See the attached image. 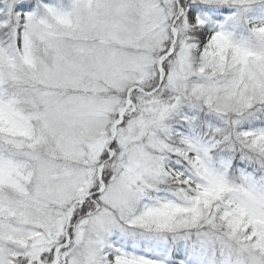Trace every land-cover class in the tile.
<instances>
[{
  "label": "snow or ice",
  "instance_id": "1",
  "mask_svg": "<svg viewBox=\"0 0 264 264\" xmlns=\"http://www.w3.org/2000/svg\"><path fill=\"white\" fill-rule=\"evenodd\" d=\"M0 264H264V0H0Z\"/></svg>",
  "mask_w": 264,
  "mask_h": 264
}]
</instances>
